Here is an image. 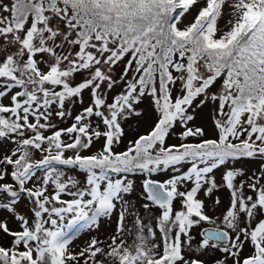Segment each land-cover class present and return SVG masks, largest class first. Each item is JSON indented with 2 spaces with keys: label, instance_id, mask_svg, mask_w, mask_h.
<instances>
[{
  "label": "snow or ice",
  "instance_id": "obj_1",
  "mask_svg": "<svg viewBox=\"0 0 264 264\" xmlns=\"http://www.w3.org/2000/svg\"><path fill=\"white\" fill-rule=\"evenodd\" d=\"M197 4L11 0L0 5V12L8 13L0 15V44L14 48L0 58V140L15 144L10 154L0 156V181L10 176L15 182L0 183V193L11 198L0 208L20 226L13 231L6 220L0 221V232L11 237L9 246L0 245V264H104L98 255L111 258V264H204L189 255L190 230L215 221L198 193L204 189L210 196L221 186L210 175L215 169L264 157V0H206L192 22L181 27L182 18ZM44 55L50 57L46 70L38 58ZM125 57L116 79L111 73ZM84 71L89 78L72 86L71 78ZM221 79L220 91L210 92ZM121 81L124 90L107 103L103 90L111 91ZM178 82L181 94L173 97ZM85 89H91L92 106L76 115L70 127L45 135L55 128L50 122L52 106L57 105L55 115L64 118L70 114L66 101ZM145 96L152 99L156 123L126 151H115L113 145L124 135L121 121L142 114L136 106ZM208 102L216 105L218 138L185 142L204 136L202 128L188 125L195 119V108ZM93 116L100 118L103 131L99 125L92 127ZM177 123L184 128L181 143L167 145ZM94 138H103L102 148L82 155ZM69 151L73 154L66 155ZM34 152L42 153L41 158L34 159ZM185 164L190 167L181 171ZM60 166L78 168L86 174V184L66 176ZM169 170L177 174L163 182L143 180V209L159 210L155 225L146 224L126 199L134 190L128 174L151 177ZM242 175V169L230 168L222 176L231 197L223 223L231 233L213 227L199 234L198 250L224 254L216 264L229 259L232 264H264V184L259 178L248 183L253 195H246L244 182L236 183ZM188 181L193 186L182 191ZM21 193L33 204L31 222L16 214ZM114 214L116 234L107 252L96 238L78 253L70 250L78 232L98 227L101 218ZM129 217L132 228L126 227ZM125 235H133L131 243ZM246 245L248 255H242Z\"/></svg>",
  "mask_w": 264,
  "mask_h": 264
},
{
  "label": "rangeland",
  "instance_id": "obj_2",
  "mask_svg": "<svg viewBox=\"0 0 264 264\" xmlns=\"http://www.w3.org/2000/svg\"><path fill=\"white\" fill-rule=\"evenodd\" d=\"M232 0H228L230 4ZM11 0H0V5L2 4H10ZM206 3V0H198V4L195 5L185 17L182 18L181 27L189 24L192 22L194 16L197 14L198 9ZM0 15H8V13L0 12ZM55 23V21H54ZM219 23H223V20L219 21ZM60 27L62 28L63 25L61 24ZM13 46L10 45H3L0 44V58H2L6 53H10L13 51ZM59 52L60 49H57ZM64 51H68V45H64ZM75 51V49H72ZM41 60V67L46 70L47 63L50 62V57L44 55L43 57H38ZM128 57H125L124 61H121L113 70L111 75L118 79L119 76L123 72V68L127 61ZM132 72H129V77L131 78ZM175 75V74H174ZM89 78V73L87 71L77 73L71 78V85L76 86L79 83L83 82L85 79ZM222 79L218 80L216 84L210 89L212 93H218L220 91ZM103 87V86H102ZM180 85L179 82L177 83L176 87L173 90V97L180 95ZM57 90H61L57 88ZM124 90V83L121 81L111 91L106 89L103 90V95L106 98L107 103H111L113 98L120 94ZM202 98V97H201ZM92 95L91 89L83 90L80 97L73 98L71 102L66 101L65 109L69 115H66L64 118H60L55 115V111L58 110L57 105L52 106L53 115L51 116L50 122L55 125V128L48 129L45 131V135H51V133L55 130L64 129L70 127L75 122V116L79 115L83 112V110L89 106H92ZM199 101H196L198 103ZM3 103L8 104L9 101L7 99L3 100ZM137 110L140 111L142 114L139 117L133 116L127 120L121 121V126L124 130V135L120 138V142L113 145V149L117 152L126 151L130 145L131 141L137 139L140 135H144L148 133L154 124L157 121L158 114L154 110V105L152 103L151 97L145 96L142 102L136 106ZM216 105H213L211 102L206 103L202 107L195 108L193 115L195 119L189 122V127H199L204 130L203 137H189L187 141L188 143H199L201 140L204 139H217L218 132L215 127L213 116L215 114ZM191 111V109H190ZM107 114V113H106ZM30 119H32L30 117ZM44 122L43 120L41 121ZM89 122L91 123L93 128H96L99 125V130L103 131L104 126L98 117H91L89 118ZM184 130V128L177 123L176 127L170 132L169 136L166 139L167 145H178L181 143L180 133ZM27 135H31V133H27ZM65 140H69L67 136L63 137ZM243 139V137H241ZM103 138L97 140L93 139V143L90 148L83 149L81 151L82 155H91L97 153L103 146ZM15 147V144L10 139L0 140V156L4 154H10V150ZM73 152L69 151L66 155H72ZM42 153L34 152V159H40ZM63 168L66 176H71L74 179L78 180L81 185L86 184V174L80 171L78 168H71L60 166ZM190 165L185 164L181 171H186ZM230 168L235 169H242L243 175L237 177L236 183L239 184L241 181L244 182V189L246 195H253L252 190L247 186L248 183L253 182L255 179L259 178L260 183L264 184V157H254V158H244L238 161H232L226 166H221L218 169H215L214 172L210 175L214 176L217 185H221L217 189L213 191L210 196H206L204 189H202L198 193V198L202 199L205 203V212L206 214L213 220L215 223L210 222H202L201 225L194 227L190 230V235L192 237L191 242V252L189 255H193L196 258H199L204 261V264H216L217 260H221L224 258V254L216 249H209L207 251L198 250V243L202 240V236L199 234L202 232L203 229L210 228V227H219L220 229H224L231 233L230 229H227L223 223V216L226 214V210L229 208L230 205V190L226 187H223L222 176L223 174ZM9 172L11 169H8ZM177 173L172 172L171 170L167 172H158L153 174L151 177H147L146 175L142 174H128V178L134 182V190L131 195L127 196L126 199L131 202L132 205L135 206V211H137L140 216L143 218L144 222L147 224L151 222L153 226L155 225V220L153 217L159 215V210L153 206L150 211H145L142 207V204L145 202L143 197V189L142 184L143 180L146 178H151L157 180L159 182H163L166 179H169L171 176L176 175ZM0 183H12L15 186V182L11 180L10 176H6L5 180L0 181ZM31 187L32 184L29 182L27 185ZM192 182L188 181L185 182L184 185L181 186L182 191L190 190L192 187ZM64 199H71V197L64 196ZM219 199V204L215 201ZM11 198H6V194L0 193V203H7ZM33 204L27 198L26 194L21 193L20 197L17 200L15 205V211L18 215H23L31 222L33 220V212H32ZM175 208H180L179 201L175 202ZM6 220L8 222V226L13 231L20 230L19 222L14 218L12 214H10L6 209L0 208V221ZM132 217H129L126 221V227L132 228ZM241 226H244L243 224ZM117 228V215L114 214L110 218H101L99 220V226L93 227L91 229H84L78 232L72 243L70 244V250L74 253H78L81 249L86 248L88 243L91 239L96 238L97 240L101 241L102 243L98 246L105 249V252L108 250V245L111 243V237L116 234ZM159 235V233H157ZM125 239L128 243L132 242L133 235H125ZM11 242V237L7 236L3 232H0V245L5 247L9 246ZM185 251L187 252L188 249L186 248ZM242 255H248V246L246 245L244 252ZM97 260L104 261V264H111V258H106L104 255H98ZM227 264H232V261L229 259Z\"/></svg>",
  "mask_w": 264,
  "mask_h": 264
},
{
  "label": "water",
  "instance_id": "obj_3",
  "mask_svg": "<svg viewBox=\"0 0 264 264\" xmlns=\"http://www.w3.org/2000/svg\"><path fill=\"white\" fill-rule=\"evenodd\" d=\"M222 230V229H221ZM223 231H225V230H223Z\"/></svg>",
  "mask_w": 264,
  "mask_h": 264
},
{
  "label": "trees",
  "instance_id": "obj_4",
  "mask_svg": "<svg viewBox=\"0 0 264 264\" xmlns=\"http://www.w3.org/2000/svg\"><path fill=\"white\" fill-rule=\"evenodd\" d=\"M175 74V73H174Z\"/></svg>",
  "mask_w": 264,
  "mask_h": 264
}]
</instances>
